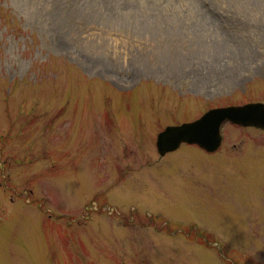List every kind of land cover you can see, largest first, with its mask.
Wrapping results in <instances>:
<instances>
[{
    "label": "rangeland",
    "instance_id": "rangeland-1",
    "mask_svg": "<svg viewBox=\"0 0 264 264\" xmlns=\"http://www.w3.org/2000/svg\"><path fill=\"white\" fill-rule=\"evenodd\" d=\"M244 104H264V0H0V264H264V137L153 145Z\"/></svg>",
    "mask_w": 264,
    "mask_h": 264
},
{
    "label": "bare ground",
    "instance_id": "bare-ground-1",
    "mask_svg": "<svg viewBox=\"0 0 264 264\" xmlns=\"http://www.w3.org/2000/svg\"><path fill=\"white\" fill-rule=\"evenodd\" d=\"M123 10V11H121ZM91 11H93V15L92 16H87L85 17V22L86 24H91L92 21L96 22L98 24V27L99 25L101 24L104 28L106 26H114V27H118V26H121L124 22L126 21L127 19V14L130 12V9H129V6L126 5V6H123L122 9H120L118 12H116V14H118L115 18H109L107 17L106 19L103 18L100 16V19L99 20H94L93 19V16L98 13L96 12V10H91V9H83V14L84 13H90ZM60 12H63V8H62V5L59 6V8L56 10V13H60ZM99 14V13H98ZM100 15V14H99ZM69 20H70V16H68ZM143 20V19H142ZM133 22H134V26H133V36L137 39H142L145 40V46L148 45L149 47L153 44V45H158L159 43H163L164 46H167L166 42L163 38H157V36H154L153 35V31L151 30V28H149V25L148 23L150 22V20L146 17L143 21L141 20H138V16H136L134 13H133ZM184 24V23H183ZM57 28H63V29H67V28H70V27H66V21H61V17H60V20L59 22L57 23ZM197 31V29L194 27L193 29H190V28H187L185 30V34H192L193 32ZM196 34V33H194ZM189 36V35H187ZM187 36H184L183 39L186 40L187 39ZM192 40V39H191ZM159 57L155 58V59H158ZM141 63V61H140Z\"/></svg>",
    "mask_w": 264,
    "mask_h": 264
},
{
    "label": "water",
    "instance_id": "water-1",
    "mask_svg": "<svg viewBox=\"0 0 264 264\" xmlns=\"http://www.w3.org/2000/svg\"><path fill=\"white\" fill-rule=\"evenodd\" d=\"M250 111H260V109H247L244 110V113L250 112ZM214 115L210 116L208 119H206L204 122L202 121L200 123V125L193 127V128H187V129H183V130H172L169 131V133L167 135H165L162 138V143H167L170 141H176V140H180L183 138L189 139V140H185L188 142H195L194 140H196L203 132H205V130L211 125L213 124V126H216V122L218 120H224L225 118H229L231 120H233L232 118H236L239 121V111H235V110H226V111H220V112H214L212 113ZM251 116L249 115L248 118H250ZM221 120V121H222ZM244 124V123H243ZM190 139H192L193 141H190ZM205 139L207 140H211L212 139V135L206 137ZM178 144V143H177ZM177 144L175 145V147L177 146Z\"/></svg>",
    "mask_w": 264,
    "mask_h": 264
}]
</instances>
